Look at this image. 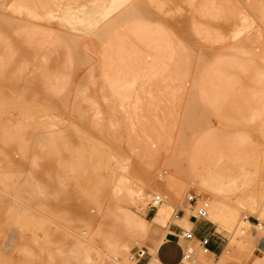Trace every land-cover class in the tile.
Listing matches in <instances>:
<instances>
[{
  "label": "rangeland",
  "instance_id": "1",
  "mask_svg": "<svg viewBox=\"0 0 264 264\" xmlns=\"http://www.w3.org/2000/svg\"><path fill=\"white\" fill-rule=\"evenodd\" d=\"M8 1L9 0H0V7H1L0 12L2 14H9V10L7 9V7H5L6 6L5 3H7ZM224 1H226L225 2L226 4L223 3L221 4L219 2H216L215 0H195V1L194 0H188V1L187 0H183V1L182 0H151L150 5L143 4L144 6H142V11L145 14L144 17L146 19L149 17L147 20L155 21L156 23L153 22L155 24H157L158 22L159 25L164 27L168 33L171 34L172 31L174 30L172 33L173 36L175 35L176 37L178 35L177 37L178 40L180 36L179 41L183 42V43L181 42V44H185L186 46L188 45V47H186V51H188V54L189 53L191 54L193 61L201 50L204 53L206 51L208 52V54L207 53L205 54L208 60L213 55L211 61L209 60V63L211 64L212 63L214 64L216 60L218 61L219 59L220 60L224 59L225 55L227 54L228 57L226 58H232L238 62L241 61L242 64L244 63L243 65L245 66L248 65L249 63L250 64L255 63V65L259 64L260 74L264 73V66H262L264 63L261 62V57L263 55L262 53L264 47V15L262 14L261 16V14L259 15L257 13L258 11L257 12L254 11V10H258L257 8L254 9L255 7H258V5L256 4H258L259 2L262 3L264 2V0H258V1L224 0ZM253 1H255L256 3L252 4L254 3ZM263 5L264 4H261V8ZM143 7L144 8L147 7L148 10L146 11L149 12H145ZM252 7L254 10L252 9ZM199 8H200L199 11L200 14L202 13L204 17L196 15L195 11L198 10ZM152 14L155 16H153ZM150 15L155 19L151 20ZM194 19H196L200 24L207 23L210 29L214 32L215 36L217 35L215 38H218L219 40L224 39V42L223 43L216 42L211 45L203 44L202 40L196 37V35L193 33L192 28L194 24ZM49 22L54 23L55 19L53 20L51 19ZM56 26L59 29L62 28L59 22L56 23ZM11 31L13 30H10L8 33L10 34ZM13 33L15 34V36L18 35V34L16 35L14 31L12 32V34ZM14 34L12 35L13 36L12 38L14 39L20 38L19 35H18L19 37L17 36L15 38ZM10 38H11V34H10ZM261 38L263 40L262 42H260ZM22 43L23 42H21V44ZM25 43H23L24 45L23 47H25L26 49L29 46V48H27V50H29L30 45ZM39 48L37 49L38 53H39L38 50L41 51V49L42 51H46L45 49L43 50V48H46V46H44L43 48L41 46ZM59 49L61 50V48ZM222 49L225 50L224 53H222L223 52ZM58 50L57 51L55 49L54 51L50 50L51 52H49V54L52 53L54 56L59 57L61 54L59 56L57 54H59V52L61 51ZM202 51L201 54H204ZM56 52L58 53L55 54ZM42 53L47 54L46 55L47 58L45 59V55L43 58L41 57L43 56V54L41 55L39 54L38 56H40V58L37 57L39 60L35 57L33 64H31V66L30 63L32 61H29L32 60L30 58L31 56L27 57V59L29 60L27 64L25 63V65H23V67L27 66L26 70L20 67L22 68L20 70L21 73L18 71L21 74V75L19 74L20 77L18 76V74L16 75V73L13 75V79L19 82V83L15 82L16 87L12 86L13 89L15 90L17 89L16 91H19L18 90L19 87L21 88L23 87L25 90L24 86L27 85L23 84L22 86L21 82L23 80L24 81L28 80L25 82L31 81V83L34 81L33 80L34 78L32 80L30 78L27 79L29 77V76L27 77V72L30 71L29 73H31V71H34L32 73L35 74L36 70L33 65L35 64L37 67L41 63L42 59L43 62L42 65H40L41 69L48 68L46 69V71H48L51 68V65L53 64L54 56L51 54L53 58L52 57L50 58L52 63L49 66L48 64L50 62L49 61L50 59L48 57L50 55L48 56V52L47 53L42 52ZM238 54L240 58H238L237 56ZM218 55L219 56L224 55V56L222 58H218L219 57ZM15 56L16 58L18 57L17 53ZM15 56H14V60L16 59ZM231 56L233 57L235 56L237 58L235 59V57L233 58ZM20 57L22 56H19L17 60L21 59ZM25 57L26 54L24 55V59ZM60 58H62V56H60ZM36 59L38 63L40 61L39 64L38 63L36 64L35 62ZM212 59L213 60L216 59V60L212 62ZM17 60L15 61L18 62ZM22 60L20 61L22 62ZM46 60L49 61V62L47 61L48 64H46ZM60 62L63 63V61ZM14 63H12V67ZM65 63L67 62L64 61L62 65H64ZM76 63L75 65L72 66L70 62L69 64V66H71L69 67L70 70L67 69L69 70L70 74L68 72L67 74H65L66 68L64 67L62 68L65 69V71H63V69H59L58 66H57L58 68H56L57 64L54 67L56 68V70L57 69L61 70L62 72L60 71L58 72L63 73L64 78L67 77L66 79H68L67 82L66 79L64 80L66 84L63 85V86L66 85L65 89L67 95L63 93L65 91H61L60 89L59 91H57L58 93L56 92L57 96L53 95L55 93L53 92L50 93L52 94V97H50V94L47 93L48 90L47 92L45 91L46 92L45 93L44 90L41 89L42 87H39L40 85L39 83L42 84L43 82L40 79L41 77L39 76L40 68L39 70H37L35 75L33 74L34 77L37 76L36 80L37 79L41 80L40 82L36 83L37 86L34 87L33 89L38 87V89H36L37 92L35 90L34 92L37 93L38 95H41L38 97L44 99L43 101L46 100L50 101L52 99L54 100L56 97L63 98L65 97L64 95H66L67 98L65 97V99H68L66 100L65 103L66 107L65 108L61 107V105L64 106L63 101H65V99L62 101L60 107H58L59 112H61L62 114L59 113L58 111L56 112V114L54 113L55 111H51L50 113L51 109L49 110V113L47 112L48 110L46 111L47 114L46 112L38 113L37 112L38 108L41 107L42 103L40 100L38 101L40 102L39 103L40 105L38 104L37 100L39 98L37 96L36 97L38 99L33 98L34 96L31 95L33 93V92L31 93L32 90L28 91V93L30 92L31 94L30 93L27 94L28 97L30 98L29 101L26 99L27 95H24L26 90L23 91V89L22 90L20 89V91L24 94L15 91V93L18 94L14 95L13 90L12 91L8 90V89H12L9 88L11 86H8L11 84L2 81L1 79H3V77L0 76L2 77L0 79V81H2L0 84H2L3 86H7L8 88V89L6 87L3 88L2 85H0L1 86L0 91H2L0 93H2V96L4 94L6 98L8 91L11 92V94L10 92L8 94L9 97L6 98L7 102L10 101L9 103L5 101L4 97H2L4 100L3 99L0 100V264H118V262H120L119 260H122L119 253L123 248L124 236L126 234V230L118 217L119 212L117 207L113 205L115 203L117 204V202H120L122 204L119 203L118 204L119 206L125 207L132 211H134L135 209L133 207H130L129 202H126V200L124 199L122 201L121 200L113 201L114 200L113 197L115 196L113 193L116 192L115 188L118 191V187L116 186L115 180H117L118 178H124V180H126L125 182L130 186H133L134 184L143 183L144 181H146L144 183L150 181L152 184H155L157 182H160L163 178L167 177L172 172V170L167 165H164L166 158L168 157L179 158V160L182 161L181 162L182 168H185L186 164L183 158L191 154L198 155L199 152L202 151V149L204 150V146L209 150V152L212 151V149L215 146V150L216 151L219 150V153L217 151L218 157H216L217 155L214 156L213 152L211 153L207 152V154L209 155L213 154L215 159L218 158L217 159L218 162L219 163L221 162L220 164H222L221 167L219 168H222L223 170H225V168H228L229 170L232 169L231 171L232 173L238 170L235 175L240 174L238 172H241V176H242V173L244 172L246 173V171L249 170H250L249 172L254 171V169L258 168L261 165V162L263 161L262 157H264V155L262 154L264 152V129H262V125H264V92H263L264 82L258 80L256 81V79H254V71L250 72L251 67H249V65L246 66L247 67L246 69L239 67L234 68L232 70L230 69L229 75L231 76V79L236 80L232 85L226 83L224 85L222 84L220 85L219 83L214 84V82L212 83L214 84L215 88L219 86V88L221 89L220 86H222L223 87L222 89L226 90V91L224 90L225 91L224 97L226 98H224L223 101H220L221 103L219 102L220 103V107L218 106L219 110L216 108L215 105H214L215 107L211 109L213 105L210 106V104L212 102L208 104L207 101H203V99H199L201 98L200 93L201 91H203L201 90V88L202 89L205 88V90L209 89L212 86V84H208L206 86L205 85L206 83L201 84L198 83L197 80L187 79L180 82V84H177L178 82H176L169 85L171 87L177 88L178 99L177 102L175 101L177 103L175 107L173 105L175 103H173V104H168L167 108L164 107L161 109V111L163 112L171 111V115L169 112H168L169 115L168 113L165 112L166 115H168L167 118L166 116H164L165 113L164 115H162L160 113L161 111L160 112L158 111L157 116L162 121V123L160 124L163 125V128L160 125L156 124L155 122L153 123L149 121L150 122L149 123L148 122V120H150L149 116H147L148 117V120H146L147 122L144 120V118H142V121L144 120L147 125L146 126L145 124H143L145 126L144 129L146 127H150V124H152L150 128H152V126L158 128L157 125L159 126V128L160 127L162 129L165 128L164 131L166 134V138L169 141L166 139L167 143L165 144L164 148L166 147L167 148L166 149L161 148L157 150L158 146L151 145L150 143L151 139L144 138L143 140L142 137L143 135L141 136L138 135L139 138H142L143 141L141 139L138 140L137 136H135V140H138V142L140 141L139 143L142 144V145L140 144L141 148L135 145L137 141H133L134 140L133 136H131L132 139L131 137H128L130 138L129 146L124 145L125 143L127 144L128 141V139L125 140L126 139L125 137H127L128 135L140 134L138 129H136V132H133V134H131L129 130L130 126L128 125V123H126L127 130H129V133L127 132V134L125 131L126 130L125 126L120 125V123L118 126L119 131L120 129H124L123 130L124 134L121 133L123 137L126 134L124 139H122L123 138L122 136L120 138V140L122 139L121 141L119 140L118 136H117L118 139L115 138V136L113 138V134L115 135H119V134L113 133L112 132L113 130H110L111 127L109 125L110 121L116 119L117 120L116 125H118L119 119L120 121L124 120L122 111L119 112L120 100L115 94H113L110 91L107 84L103 80L99 72V69L95 68L96 67L95 65L97 63V58L94 56V54L92 55V60L89 63L80 62L82 63V64L79 63L80 65H77L78 63L77 64ZM191 63H193L191 64L192 66L190 67V64L188 66V69H190V71L188 70L189 73H192L193 69L199 67L198 65L195 66V62H191ZM19 64H17L16 66H18ZM6 65H8L9 67L11 66L9 65V63ZM45 65L48 66L45 67ZM16 66L14 67L18 68ZM66 67H68V64ZM252 67H254V64ZM4 68L5 70L10 69V68H6V66ZM3 69H1L2 71H0V73L1 72L3 73L5 71V70L3 71ZM13 71L10 72L9 70V72L8 71L5 72L9 73L10 76V74L12 75L14 73ZM50 71H55V70L50 69ZM56 72L57 71H55V73ZM248 72L251 73L250 76ZM68 74L69 76H67ZM90 74L96 76H93V78H91L92 75L90 76ZM261 77L264 79L263 75H261ZM261 77H259V79ZM36 80L35 82L38 81ZM26 84H30V83H26ZM32 84L36 85L34 82ZM29 86H27L28 88L26 89L30 90L31 87L29 88ZM42 86L43 88H45L44 85ZM214 86H212L213 89ZM153 88L166 89V85L163 84V82L156 85L153 84L151 85V89ZM212 88L210 89L211 91ZM242 88L244 89L242 90ZM228 90H230V92ZM231 91L235 93L233 94L231 93ZM218 93L220 94L221 92ZM60 94H62L63 96ZM29 95L33 97L31 98ZM43 95L44 97H42ZM23 96H25L24 98L27 100L28 103L25 101V99L23 101ZM53 96L55 98H53ZM250 97L251 99H249ZM261 98L263 99V101H261L262 100ZM7 99H9V101ZM216 99L218 100V98ZM56 100H58V98H56ZM200 101L203 102L204 104H201ZM214 102L216 101H213V103ZM3 105L5 107H3ZM207 106H209L210 109ZM26 108L29 109L33 108V110H30L31 115L29 114V116H32V114L34 116L28 118H30L33 121L35 119V122L42 120L44 118L46 119L48 117L51 119V121H55L61 129L51 128V130L53 129L54 131H58L57 132L58 135L57 133L54 134V136H57V139L59 138L60 135L62 137L63 135H65L66 138L64 139L66 141L65 140L64 141L67 142L66 145L64 144V141H62V146L59 145L61 144V140L59 139L55 141L57 142L60 141V143L54 142V144L52 143L51 145L40 144L41 142L43 143L42 140L44 135L49 133V131H47L48 128L47 129L43 128L44 130L46 129L44 131L42 127H39L41 129L40 130L38 127L34 128L28 126V128L26 127L27 129L26 128L17 129V133H15L16 129H13V125L11 124H8L9 128H4V129L2 128L4 124H7V122L8 123L12 122L11 119L18 117V115H19L18 118L21 117L20 121L23 120V122L21 123L23 124L28 123L30 119H28L25 115L20 114V112H24ZM185 108L187 109L185 110ZM214 109H217L218 111H220V113L217 111L216 113ZM254 111L256 112L254 113ZM17 112L19 114H16ZM58 113L61 115H58ZM218 113L220 115H218ZM80 114L85 115V117H87L85 119L87 120L89 119L91 122L94 120L93 122L95 123H93L92 125L94 127L98 126L97 124H99V122L101 121L102 125L100 124L101 125L100 128H102L103 126V131L100 129L99 130L92 129V127L88 129L87 126L89 127V125L87 121L84 120V116H82L83 119L79 117L81 116ZM80 119L84 121L82 122ZM98 119H100V121ZM151 119L154 120V118ZM24 120H26V122ZM116 120H114V123ZM81 122L84 124V127L81 128L83 135L82 133L79 134V132H81L80 130L77 131L78 133L77 132L75 133L74 132L75 130L72 129L73 127H77V129H79L78 124H82ZM233 122L235 124H233ZM59 123L61 126L59 125ZM121 123L123 124L125 122L123 121ZM85 127L88 130H86ZM135 127L137 128V126ZM138 127L141 128L142 126L139 125ZM113 129L115 131L117 127H113ZM9 130L11 131L9 132ZM60 130H63L62 131L63 133L65 131V133L62 135ZM210 130L211 131L214 130V133L211 132ZM5 131H7V133ZM4 132L5 134L10 133L8 136H10L11 140L8 138L7 135L5 136ZM212 133L215 134L217 137L214 136V139L213 138L211 139ZM14 134H15V138H16V134H18V136L23 135L21 136L24 137L23 138L24 145L22 147H18L16 145L17 143L15 141L17 139L15 138L13 139ZM226 134L228 136L231 135L230 138L232 140H230V138L228 139V137L227 140ZM6 137L9 140L6 139ZM81 137H84L83 138L84 140H82ZM208 137H210L211 140H215V137L217 141L222 140L220 143V147L222 148V150L221 148L217 149L220 141L217 142L218 144L214 143L213 144L214 146H212L209 144V142H212L211 140L207 142ZM3 138L5 142L6 140L8 141L13 140L12 142H14L15 144L12 145V142H8V141L4 144ZM88 139L89 140L92 139L91 141L92 142L94 141V143L98 145L101 143L104 146L101 147L99 145L101 147L100 148L101 152H103L104 154V149H106L107 151L105 153L107 155L108 153L110 154L109 157L106 156L108 157V159L106 160L104 165L103 163L105 157H103L101 152L100 154L103 157L102 161L99 157L97 158L96 155L97 152L95 153V155L97 159H100L99 162H102V164L98 163V161L95 164L96 159L93 157L95 156L93 155V151L95 149L93 150L92 148H90L91 141L87 142ZM131 140L135 142L134 144L132 143V145H135V148L134 146L130 148V146H132ZM225 140H227L228 143L229 142L232 143L229 144V147L231 145H232L231 147H233L234 145L233 147L234 149L230 150V152L229 149L231 148L227 149L228 146L226 145ZM144 145H147L148 147L150 146L151 151L153 153L151 154V156L145 153ZM224 146L227 147L224 149L223 148ZM179 152H181L180 154L182 155H180ZM100 154H98V156ZM114 155H116V157ZM113 156L116 159H114ZM213 156H209V159L210 157ZM211 161H213V159H211ZM211 161L209 160L210 163ZM97 164H99L100 166L99 169H102L99 170V172L96 170ZM212 164H214V161L212 162ZM216 167H218V164L216 165ZM239 169L241 170L244 169V172H242ZM113 170L115 171V173ZM183 175L184 174H181L180 177H178L177 175L179 180L177 181L176 186L177 187L181 186L183 188L180 195L174 193L170 194L167 191L157 192L163 195L162 198L165 195L168 196L167 200L170 203L171 218L176 208H182L181 203L184 202L183 196L187 190H192L194 193L199 194L200 197L205 198L207 203L210 202L209 196L203 193L202 191L197 190L195 185L190 184V182H188L186 175H184L186 178ZM111 176H113L114 178ZM238 182L239 183L237 184H240L241 181ZM237 184L235 185V188L238 186L239 187L234 190L235 192H232L231 195L232 197L239 196V194H241L240 192H243V190H240V187L244 186L245 188V186H247V184L245 185L243 183H241L242 185L241 184L237 185ZM174 192H176V190H174ZM148 199L144 201V205L141 206V208L137 213L143 216L146 220L150 221L154 216L156 209L154 210L153 213L152 210L144 213L145 212L144 210L146 209L145 203ZM236 206L238 209L237 212L240 220H249L253 224H256V222L258 221V223H261L263 225V229L261 230L256 229V227L251 228V231L254 232L256 237L259 236L257 232L264 233V217L259 219L256 215L249 213L246 207L239 206L237 203ZM183 210L185 212L184 207ZM191 213L188 212V214ZM205 217L206 218H197V219L205 222V224L209 226L210 230H214V232L219 236V238L217 239L222 243V250L225 249L226 251V255H227L226 259L243 260L245 264H254L251 262L250 259L259 256V252L254 248L257 240L256 238L250 239L248 237L241 236L238 240H235L232 238L233 237L232 232L226 227V225L218 217H215L214 215L210 214L207 211V209H206ZM170 219L168 220V222L172 221V219L171 220ZM168 222L166 223V225L168 224ZM166 225L164 226V228H166ZM185 228H189V226H185ZM83 233H86V235H83L85 237L93 236V234L95 235V237L93 236L94 238L92 239L94 241V244H97L96 246L101 251L100 255L97 256L93 250H87L84 247L82 248L80 244H77L78 243L76 242L78 241L77 238ZM11 236H12V240L10 245L5 247L4 243L7 242ZM136 241L138 243H136ZM161 242H162V236H160V238L157 239L156 242L154 243L151 240L149 241V239L147 238H140V237L131 238L127 242L129 247L128 252L129 250H131V246L133 244L145 245L146 250L151 258L150 264L151 263L160 264L157 258L155 257L154 252L157 245ZM5 249H9V250L6 251ZM197 249L199 251L203 250L199 247H197ZM185 262L188 264H196L194 261V255H192L191 259H188Z\"/></svg>",
  "mask_w": 264,
  "mask_h": 264
},
{
  "label": "bare ground",
  "instance_id": "2",
  "mask_svg": "<svg viewBox=\"0 0 264 264\" xmlns=\"http://www.w3.org/2000/svg\"><path fill=\"white\" fill-rule=\"evenodd\" d=\"M256 1H258V0H256ZM253 2L254 3H252V4L256 3L255 1H253ZM5 4H6L5 7H7V9L9 10V14H2L0 12V66L1 65H2L1 67L6 66V68H10L9 69L10 72L14 70L13 71L14 73L12 75L10 74V76H9V73L5 72V71L9 72V70H5L4 67H3L4 69L0 67L1 69H3V71L5 70L3 73L1 72L2 74L0 73L1 74L0 76L3 77V79H1L2 77H0V79L4 82H7L8 84H11L8 86H11L9 88H12V89H8L7 86H3L2 84H0V85H2L3 88L6 87L8 90H11V91L13 90L14 95H16L18 93H22L20 91V89L21 90L23 89V91H25V90L27 91V92L25 91V94L22 93L24 95L29 94L30 92L28 93V91L32 90L31 93L32 92L33 93L32 94L30 93V94L33 95L34 97L31 95H29V96L31 98L32 97L37 98L38 96H41V95H38L37 93L34 92V90L36 91V89H38V87L35 89H33V88L37 86L36 83H38L42 80L43 82H42V84L39 83L40 84L39 87H42L41 89L44 90V92L45 91L47 92V90H48V92H47L48 94L55 92L53 95H56V92L61 89V91H65L63 93L66 94V89H65L66 85L65 86H63V85L66 84L68 79H66L67 77L64 78L63 73L58 72V71L62 72L59 69H63L62 67H64V68H66L65 74H67V72L70 74V72H69V70H70L69 67H71V66H69L70 62H71V65L73 62H74L73 65H75L76 62L78 63V64L76 63L77 65L82 64L80 62L89 63L92 60V55L94 54V56L97 58V63L95 65L96 66L95 68L99 69V72H100L103 80L107 84L108 88L110 89V91L113 94H115L118 97V99L120 100L119 112L122 111V115H123L124 120L121 119L122 121H120V119H119L118 125H116V122H117L116 119H114V120H116L115 123H114V120L110 121V124H109L111 126V127L109 126L110 130H113L112 131L113 133L119 134V135L113 134V138H114V136H115V138H117V136H118V138L120 140L122 134H124L123 133L124 129H120L121 132L118 129L119 123H120V125H123L125 127H126V123H128V125L130 126L129 130H130L131 134H133V132H136V129H138L140 132V134H137V135L133 134V135H128L127 137H125L127 132L129 133V130H127V127H126V130H125L126 134L124 135V137L126 138L125 140L128 139V141H127V144L125 143L124 145L129 146L130 138H128V137L133 136L134 137L133 141H137V143H139L140 141L138 142V140L139 139L142 140V138H139V136L143 135L142 136L143 140H144V138L145 139L146 138L151 139L150 140L151 145H157L158 146L157 150L164 148L165 144L167 143L166 142L167 138H166V134L164 131L165 128L162 129L163 125L160 124V123H162V121L158 118L157 114H158V111L160 112L162 108H164V107L167 108L168 104L175 103V104H173L174 107L177 104L176 103L177 99H178L177 98V88L169 86L173 83L178 82L177 84H180V82H182L183 80H187V79L192 80L193 79V80H197V82L201 83V84L206 83L205 84L206 86L208 84H212L213 82H214V84L219 83L220 85L221 84L224 85L225 83L232 85L234 83V81H236V80L231 79V76L229 75L230 69L232 70V69L237 68V67L246 69L247 68L246 66H248V65H249V67H251L250 72L254 71V79H256V81L258 80V81L264 82V79L261 77V75L264 76V73H262V71H261L262 74H260L259 64L255 65V63H252V64L249 63L248 65L245 66V65H243L244 63L242 64L241 61L238 62L232 58H226V57H228L226 53H225L226 55H225L224 59H221V60L219 59L218 61L215 59L216 60L215 61V60H213L214 59L213 58L212 62L215 61V63L211 64V63H209V60L211 61V58L213 55L208 60V58H206V56H205V54L206 53L208 54V52L206 51L204 53L201 50L204 54H201V51H200V53L196 56V58L193 61L191 54L190 53L188 54V51H186V47H188V45L186 46L185 44H181L182 41L181 42L179 41L180 36H179V40H178L177 39L178 35L176 33L175 34L177 36L176 37H175V35L173 36L172 33L174 30L170 34L166 31V29L164 27L159 25L158 22H157V24H155L156 23L155 21L147 20L149 18L148 16H147L148 17L147 19L144 17L145 14L142 11V6H144L146 4L150 5L151 0H138V1H135V0H105L103 5L101 6V8L98 9V11L95 14H93L92 16H90L89 18H87L83 21H80V22L60 23L62 26L61 29L57 28V26H56L57 22L56 21L54 23L49 22L52 18L47 16L38 7L35 0H9ZM261 4H264V2H262V3L259 2L258 4H256V5H258V7H255L254 9L257 8L258 10H254L253 7H252V9L256 12L258 11L257 13L259 15L261 14V16H262V14L264 15V5L261 8ZM143 9L145 12H149V11H146V10H148L147 7L146 8L143 7ZM153 16H155V15H153ZM150 19L153 20L155 18L150 15ZM153 22H155V23H153ZM10 30H13L16 33V35L18 34L20 36V38H17L18 40L12 38L13 37L12 35L14 34V33L12 34L13 31H11V33H10L11 34V38H10V34L8 33ZM7 35H9V36H7ZM14 36H15V34H14ZM17 36H15V38ZM10 39H13V40H10ZM262 41L263 40L261 38L260 42H262ZM21 42H23V43L26 42L25 44L30 45V49L27 50V48H29V46L25 49V47H23L24 46L23 43L21 44ZM184 45H185V47H184ZM41 46H42V48L44 46H46V48H43V50L45 49L46 51H42V49H41V51L38 50L39 51V53H38L37 49ZM57 48L58 49L61 48V50L60 49L58 50ZM54 49L56 51L57 50L61 51V52H59V54H57L58 52H56L55 54H57L58 56L61 54L60 56H62V58H60V56L59 57L54 56L51 53L54 56V58H53V56L51 54H49V52L54 51ZM222 50H223L222 53H224L225 50L224 49H222ZM27 52H28V55H27ZM42 52H44V53L48 52V56L50 55L48 58L49 59L51 57L53 58V64L51 65L50 69L57 71L56 73H55V71H50V69L48 71H46V69H48V68L41 69L40 65H42L43 59L41 58L42 61H41V63L39 61V63H40L39 64L37 61V59H38L37 57L40 58V56H38V55L43 54ZM247 52H249V51H247ZM16 53H17L18 57L22 56V57H20L21 59L17 60L18 57L16 58V56H15ZM34 53H35V56H34ZM91 53H92V55H91ZM239 53H241V52H239ZM243 53H245V52H243ZM25 54H26V57H25L26 61L24 59ZM262 54L263 55L261 57V62L264 63V47H263V53ZM44 55H45V59H46L47 54H43V56H41V57L44 58ZM14 56L16 58L15 60H17L18 62H16L14 60ZM29 56H31L30 58L32 60L27 59V57H29ZM32 56H34V57H32ZM223 56H219L218 58H222ZM237 56H238V58H240L239 54ZM35 57L37 58L35 62H36V64L38 63L39 65L36 67V65L34 64L33 66L35 67L36 72L40 68V70H39L40 72L39 71L38 72H39V76L41 77L40 78L41 80L37 79L38 80L37 81L36 80L37 76L34 77L36 72H35V74L32 73L34 71H31V73H29L30 71L28 70L29 72H27V77L28 76L29 77L27 79L30 78L32 80L34 78L33 82L36 85H33L32 84L33 82L31 83L30 80H29L30 82H25L28 80H25V81L23 80L25 83L22 81L23 82V83L21 82L22 86H23V84L27 85V86L31 85V86H29V88L31 87V89L30 90L26 89L28 87L24 86L25 90L23 87L22 88L19 87V89H18L19 91H16L17 89L16 90L13 89L12 86L16 87V83H19V82H17V80L13 79V75L16 73V75L18 74V76L20 77V75H21L20 70L22 68L26 70V67H27V66L23 67V65H25V63L27 64V62L29 60V61H32L31 63L29 62L30 66H31V64H33ZM231 57H233V56H231ZM73 58H74V60H73ZM236 58L237 57H235V59ZM20 60H22L23 63ZM48 60H46V64H48L47 63ZM14 61L17 64L20 63L19 64L20 66L19 65L16 66L17 64H15ZM49 61H48L49 62L48 65L50 66L52 61H51V59ZM60 61H63V63H64V61L67 62L64 65L67 66V64H68V67L62 65L63 63ZM44 62H45V60H44ZM191 62H195V66L198 65L199 67L198 68L196 67L195 69H193L192 73H189L188 70L190 71V69H188V66L190 64V67H191L192 66L191 64H193ZM196 62H197V64H196ZM8 63H9V65H11L10 67L8 65H6ZM12 63H14L13 67L16 66L18 68L14 67L15 68L14 69L12 67ZM21 63H22V66H21ZM60 63H62V64H60ZM253 64H254V67H252ZM48 65H45V67ZM55 65H56V68L59 67V69L56 70V68H54ZM60 66H61V68H60ZM262 66H264V64ZM20 67H22V68H20ZM1 69H0V71H2ZM16 69H19V70H16ZM67 69H69V70H67ZM63 71H65V69H63ZM51 72H53V73H51ZM28 73H29V75H28ZM4 74H6L7 77ZM31 74L32 75L34 74V75L32 76ZM69 74L67 76H69ZM248 74L250 76L251 73L248 72ZM91 75H92L91 78H93V76H96V75L90 74V76ZM259 77H261L260 78L261 80L259 79ZM65 79H66V82L64 81ZM35 80L37 82H35ZM2 81H0V83ZM13 82L14 83L16 82L15 85ZM162 82H163V84L166 85V89H160V88L151 89V85L160 84ZM26 83H30V84H26ZM214 84H212V86H214ZM42 85H44L46 89L43 88ZM212 86L209 89H206L207 91L205 90V88H203V89L201 88V90H203V91H201V93H200L201 98H199V99H203V101H207L208 104H210L212 102L210 104V106L213 105L211 107V109L214 108L215 106L218 109V106L220 107V103H221L220 101H223L224 98H226V97H224L225 96L224 92L226 90L224 89L225 90L224 91L222 89L223 88L222 86H220L221 89L219 88V86H217L218 88L216 87L217 89L214 86V89H213ZM63 87H64V89H63ZM0 88H1V86H0ZM211 88H212V91L210 90ZM218 89H219V91H218ZM243 89L244 88H242V90ZM230 90H228V91L230 92ZM15 91L18 93H15ZM0 92H2V91H0ZM9 92L10 91H8V94H9ZM218 92H221V93L219 94ZM263 92H264V90H263ZM34 93H35V95H34ZM231 93H233V92L231 91ZM0 94H1L0 100L3 99L2 97L5 98L4 94H3V96H2V93H0ZM8 94L6 95L7 97H9ZM10 94H11V92H10ZM62 94H60V95H62ZM66 95H64V96L66 97ZM219 96H220V98H219ZM221 96H223V97H221ZM24 97L25 96H23V101L25 99ZM42 97H44V95ZM50 97H52V94H50ZM65 97H63V98L56 97V98H58V100H56V98L53 96V98H55L54 100H56V101H54L53 99L50 101L45 99L47 101V103H46V101H43L44 99H42L41 97L40 98L38 97L39 99L37 98L38 99L37 102L41 100L42 105L40 108H38L37 112L38 113H45L48 110L47 112L49 113V110L51 109L50 113H51V111H55L54 113L56 114L57 111L59 112L58 107H60V105H61L62 101L65 99ZM6 98H5V101H6ZM216 98H218V100ZM9 99H7V100L9 101ZM26 99L28 101L30 100L28 95L26 96ZM26 99H25V101L27 102ZM249 99H251V97ZM66 100H68V99H65V101H63L64 106L61 105V107H64V108L66 107L65 106ZM58 101H60V102H58ZM213 101H216V102L213 103ZM261 101H263V99ZM9 102H7V103H9ZM248 102H249V100H248ZM39 103L40 102H38V104ZM201 104H204V103L201 102ZM4 105H6V104H4ZM4 105H3V107H5ZM1 106H2V104H1ZM224 106H226V105H224ZM245 106H247V105H245ZM207 107L209 108V106H207ZM244 108H246V107H244ZM186 109L187 108H185V110ZM217 109H214V111L215 112L217 111L220 113V111H218L219 109L218 110ZM246 109H248V108H246ZM30 110H33V108L32 109L26 108L25 111L20 112V114L25 115L27 118L28 117L31 118L34 115L32 114V116H29V114L31 113ZM47 112H46V114H47ZM162 112L163 111H161L160 113L162 115H164V113L166 111L163 113ZM168 112L169 111H167L166 113H168ZM255 112L256 111H254V113ZM257 112H259V111H257ZM59 113H61V112H59ZM59 113H58V115L62 114V113L61 114H59ZM166 113L164 115V116H166V118L169 115V113L171 115V111L168 113V115H166ZM219 113H218V115H220ZM16 114H19V113L17 112ZM82 116H84V120H86L88 125H89V127L87 126L88 129H90V127H92V129H97V130L100 129L103 131V126H102V128H100L102 125L100 119H98L100 121L99 124H97V122H96V124L98 126H95L98 128H95L94 126H92L93 123H95V122H93L94 120L91 122L88 119L89 120V122H88V120L85 119V118H87V117H85V115H81L79 117L82 118ZM147 116H149L150 120H148ZM18 117H19V115H18ZM18 117L12 118L11 119L12 122H9V123L7 122V124H4V126L2 128L3 129L9 128L8 124H11V125H13V129H16L15 133H17V129H19V128L24 129L26 127L28 128V126L34 127V128L42 127V129L48 128L47 131H49V133L45 134L44 137L42 136L43 137V140H42L43 143L42 142L41 143L39 142V143L44 144V145H51L52 143L54 144V142H57L55 140L59 139V140H61V144H59V145L62 146V141H64L65 140L64 138H66L65 135H63L65 133V131L63 133L62 132L63 130H60L63 137L60 135L61 138L59 136V138L57 139V136H54V134H56L58 131H54L53 129H55V128L61 129V128L58 126V124L55 121H51V119L49 117L46 119L44 118L42 120H39L37 122H35V119L33 121L30 118H28V119H30V121L26 124L21 123V122H23V120L20 121L21 117L20 118H18ZM38 117H40V116H38ZM43 117H46V116H43ZM150 117L154 118V120L151 119ZM142 118H144L145 121L148 120V122L149 121H151L153 123L155 122L156 124L160 125L162 128L161 127L159 128L158 125H157L158 128L153 127V126H152V128H150L152 125V124H150V127H146L145 128L146 130H145L144 129L145 126L143 124L146 125V123L144 120L142 121ZM225 118H224V120H225ZM82 119H80V120L82 121ZM252 119H253V117H252ZM24 121L26 122V120H24ZM123 121L125 123L122 124L121 122H123ZM236 123H237V121H236ZM233 124H235V123L233 122ZM59 125H60V123H59ZM139 125L142 127L139 128L138 127ZM135 126H137V128ZM83 127H84V124L82 123V124H78L79 129H77V127H73L72 129H74L75 130L74 132L76 133L78 130L81 131V128H83ZM113 127H117V129H116L117 131L115 130L116 132L114 131ZM51 128H53V129L51 130ZM85 129H86V127H85ZM88 129H86V130H88ZM105 129H107V128H105ZM262 129H264V125H262ZM11 130H9V132ZM166 130H168V129H166ZM18 131H20V130H18ZM60 131H59V133H60ZM223 131H224V129H223ZM5 132L7 133V131H5ZM5 132H4V134H5ZM139 132H137V133H139ZM211 132L214 133V130H212ZM239 132H242V131H239ZM81 133H82V131L79 132V134H81ZM213 133H212L211 139L212 138L214 139V136H216ZM9 134H5V136L6 135L8 136ZM18 134H20V133H18ZM18 134H16V138H15V134H14L13 139L14 138L17 139L15 141L17 143L16 145L18 147H22L24 145L23 144V142H24L23 138L24 137H21L23 135L18 136ZM57 135H58V133H57ZM82 135H83V133H82ZM135 136H137L138 140H135ZM223 136H225V135H223ZM230 136H228L226 134V139H227V137L229 139ZM84 137H81L82 140H84L83 139ZM124 137L122 139H124ZM216 137H215V140H211L210 137H208L207 142H209L211 140L212 142H209V144L214 146L213 145L214 143H217L218 141H220V140L217 141ZM4 138H3V141H4ZM8 138L11 140L10 136H8ZM8 138L6 137V139H8ZM86 139H87V137H86ZM89 139L87 142H90L92 140V139L91 140H89ZM131 139H132V137H131ZM8 140H6V142ZM227 140H225V143L228 146L227 149L231 148V149H229V152H230V150L234 149L233 148L234 145H233V147H231L232 145L229 147V144H232V143L231 142L228 143ZM230 140H232V139L230 138ZM12 141H8V142H12ZM39 141H41V140H39ZM65 141H64V144L66 145L67 142H65ZM133 141L131 140V145H132V143L133 144L135 143ZM221 141L219 142V146L217 147V149L221 148L220 147ZM261 141H263V140H261ZM6 142L4 141V144ZM95 142H98V141H95ZM57 143H60V141ZM90 143L92 144V145L90 144V148H92L93 150L95 149L94 150L95 152L93 151V155H95L96 152L98 154H100V152H101L100 148L103 145L100 143L99 144L101 146L100 147L98 144L94 143V141L93 142L91 141ZM120 143H122V142H120ZM137 143L135 144L136 146L140 147L142 145L141 143H139V144H137ZM143 143H145V142H143ZM9 144H11V143H9ZM13 144H15V143L12 142V145ZM59 145H57V146H59ZM135 145L130 146V148L133 146L135 148ZM125 147H127V146H125ZM144 147H145L144 148L145 153H147L151 156V154H153V153L151 151L150 146L148 147L147 145H144ZM226 147L224 146L223 148L225 149ZM166 148H164V149H166ZM205 150H207V151H205ZM221 150H222V148H221ZM106 151L107 150L104 149L105 156H104L103 152H101L103 157H105L103 165L105 164L106 160L110 156L109 153H108V155L105 153ZM217 151L219 153V150H217ZM217 151L215 150V146L212 149V151H210V152L204 146V150L202 149V151H200L198 155L191 154L189 156H185L183 158L185 161V164H186L185 168H182V163H181L182 161L179 160V158H176V157L166 158L164 165H167L172 170V172L167 177L163 178L160 182H157L155 184H152L150 181L147 180L148 181L147 183H144V182H146V181H144L143 183L134 184L133 186H130L125 182L126 180H124V178H118L117 180H115L116 182L114 181L116 183V186L118 187L119 192L115 188L116 192L113 193L115 195L114 196L115 198L113 197V199H114L113 201H115V200L116 201H120V200L122 201L124 199V200H126V202H129L130 207H133L135 209L134 211H132V210L127 209L125 207L119 206L118 204L120 202H117V204L115 203L113 205V206L117 207L118 212H119L118 217H119L120 221L122 222V224L126 230V234L124 236L123 248L121 249V252L119 253L122 260H119L120 262H118V264H131L130 260L128 259V253H127L128 249H129L127 242L131 238H137V237L147 238V239H149V241L151 240L154 243V242H156L157 239L160 238V236H162V240H163L164 232H165V230H167L166 228H164V226L166 225L168 220L171 218L170 203L167 200L168 196L165 195L160 201H158L156 203V207H155L156 211H155V214L150 221L146 220L143 216L139 215L137 212L139 211L141 206L144 205V201L146 199H148V197H150L152 193H157L160 191H167L170 194L174 193V194L180 195L183 188L181 186L177 187L176 185H177V181L179 180L178 177H180L181 174L186 175L188 182H190V184L195 185L197 190L202 191L203 193H205L209 196L210 202L207 203V205H206L207 211L210 214L214 215L215 217H218L226 225V227L232 232V236H233L232 238L233 239L238 240L241 236H245V237H248L250 239H255V238L257 239L254 248L259 252V256H256L255 258H252L250 260L254 264H264V248L261 247L262 246L261 243L264 242V233L257 232V234H259V236L256 237L254 232L251 231L252 227L253 228L256 227V229L261 230V229H263V225L261 223H258V225L253 224L249 220H240L238 217V212H237L238 209L236 206V203H237L239 206L246 207L248 209L249 213L256 215L259 219L264 217V157H262L263 161L261 162V165L258 168L254 169V171H251V172H249L250 170L246 171L248 176L244 172V169H242V170L239 169L244 173H242V176H241V172H238L240 174H237V175H239V176H237L235 174L238 170H236V171L234 170L235 172L232 173L231 172L232 169L229 170L228 168H225V170H223L222 168H219V167H221L222 164H220L221 162L220 163L218 162V160H217L218 158L215 159V157H214L215 155H217ZM207 152L208 153L213 152L214 156H213V154L212 155L207 154ZM97 153H96L97 158L99 157L102 161L103 157L101 156V154L98 156ZM122 153H124V152H122ZM180 153L181 152H179V154ZM220 153H221V151H220ZM231 154H232V152H231ZM96 155L93 156L96 159L95 164L97 163V161H98V163L102 164V162H99L100 159L96 158ZM180 155H182V154H180ZM262 155H264V152ZM106 156H108V157H106ZM114 156L116 157V155H114ZM209 156H213V157H210V159H209ZM115 157H114V159H116ZM216 157H218V155ZM254 158H256V157H254ZM211 159H213L214 164L218 162L217 163L218 167H216L217 164H215V166H214V164H212L213 161H211ZM209 160L211 161V163L209 162ZM121 164H118V165H121ZM255 165H257V164H255ZM96 166H97L96 170L98 172H99V170H102V169H99L100 168L99 164H97ZM241 167H243V166H241ZM246 170H248V169H246ZM227 171H229V172H227ZM110 173H111V170H110ZM114 173H115V171H114ZM177 175H178V177H177ZM111 177H113V176H111ZM115 178H117V177H115ZM238 181H241L240 184L241 183H243L245 185L247 184L248 187L245 186V188L247 187L246 189L244 188V186L240 187V190H243V192H240L241 194H239V196L232 197L231 196L232 192H235L234 190L239 187L238 186L235 188V185L237 183H239ZM240 184H237V185H240ZM174 190H176V192H174ZM237 190H239V189H237ZM184 203L186 204V206L184 207L185 212L183 210L184 215L182 217H179V216L173 214L171 219H172V222H176L179 225H182L185 227L189 223V221L187 220L188 212L191 213L192 210L188 207V203L185 200H184ZM120 204H122V203H120ZM205 216H206V211H205ZM25 222H27V221H25ZM29 222H30V220H29ZM21 224H22V222H21ZM256 231H258V230H256ZM95 232H97V231H95ZM91 234H93V233H91ZM83 235H86V233H83L82 235H80L79 236L80 238L77 236L78 241L75 240L76 242H78L77 244H80L82 248L84 247L87 250H93L97 256L100 255L101 251L96 246L97 244H94V241L92 239L95 237V235L93 234L94 237L93 236L85 237ZM74 239H76V238H74ZM11 240H12V236L10 237V239L7 242L4 243V246L5 247L9 246L11 243ZM95 240H96V238H95ZM137 241H136V243L139 242V241L138 242ZM97 243H98V241H97ZM77 246H79V245H77ZM196 249L197 248L195 247V250ZM5 250L8 251L9 249H5ZM194 261L196 264H209V258L207 255V251L206 250L205 251H203V250L199 251L197 249V251L194 252ZM148 264H150V263H148Z\"/></svg>",
  "mask_w": 264,
  "mask_h": 264
},
{
  "label": "crops",
  "instance_id": "3",
  "mask_svg": "<svg viewBox=\"0 0 264 264\" xmlns=\"http://www.w3.org/2000/svg\"><path fill=\"white\" fill-rule=\"evenodd\" d=\"M104 1L105 0H35L38 7L47 16L55 19V21L59 23H74L83 21L95 14L98 9L101 8ZM215 1L221 4H226V1L224 0ZM199 11L200 8L195 11L196 15L204 17V15L202 13L200 14ZM192 30L196 37L202 40L203 44L211 45L216 42H224V39L219 40L218 38H215L217 35L215 36L214 32L210 29L207 23L200 24L196 19H194ZM185 206L186 204L182 202L181 207L183 208ZM183 215V213L177 214L179 217H182ZM187 220L189 221L187 226H189L192 230L194 237L197 238L207 236L208 241L206 251L209 258V264H245L243 260L226 259V251L225 249L222 250V243L217 239L219 236L214 232V230H210L209 226L206 225L205 222L197 218H191L188 215ZM181 227L184 226L172 221L167 224V230L164 232L163 240L157 245L154 252L155 257L160 264H181V248L186 243V240H183L180 237H175V234L179 233ZM261 245V247L264 248V242H262ZM196 251L197 249H194V252ZM186 260L188 259L183 258L182 264H188L185 262ZM143 261L145 264L150 263L151 258L149 254L144 255Z\"/></svg>",
  "mask_w": 264,
  "mask_h": 264
},
{
  "label": "built area",
  "instance_id": "4",
  "mask_svg": "<svg viewBox=\"0 0 264 264\" xmlns=\"http://www.w3.org/2000/svg\"><path fill=\"white\" fill-rule=\"evenodd\" d=\"M184 200L188 203V207L192 210L191 216L193 218H206L205 211L207 201L205 198L199 196V194L194 193L192 190H187L183 196ZM162 199V195L159 193H152L149 199L146 201V212L152 210V213L155 210L156 203ZM178 213H183V208H176L174 210V214L177 215ZM169 223V222H168ZM258 225V221L256 222ZM175 237L182 238L186 240V243L181 248V256L180 261L182 264V259L187 258L191 259L194 253L195 247H199L205 251L207 249V236L201 237H194L192 230L190 228L181 227L178 234H175ZM145 254H148L145 245H136L133 244L131 246V250L128 252V259L130 260L131 264H145L143 261V257Z\"/></svg>",
  "mask_w": 264,
  "mask_h": 264
}]
</instances>
